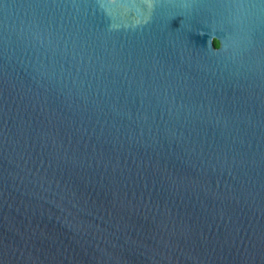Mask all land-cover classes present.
Instances as JSON below:
<instances>
[{"label":"water","instance_id":"water-1","mask_svg":"<svg viewBox=\"0 0 264 264\" xmlns=\"http://www.w3.org/2000/svg\"><path fill=\"white\" fill-rule=\"evenodd\" d=\"M0 264H264V0H0Z\"/></svg>","mask_w":264,"mask_h":264},{"label":"clouds","instance_id":"clouds-1","mask_svg":"<svg viewBox=\"0 0 264 264\" xmlns=\"http://www.w3.org/2000/svg\"><path fill=\"white\" fill-rule=\"evenodd\" d=\"M220 41V40H219ZM217 51H219L222 47L221 41L217 46H214Z\"/></svg>","mask_w":264,"mask_h":264},{"label":"trees","instance_id":"trees-1","mask_svg":"<svg viewBox=\"0 0 264 264\" xmlns=\"http://www.w3.org/2000/svg\"><path fill=\"white\" fill-rule=\"evenodd\" d=\"M215 45H216V46L218 45V42H217V41H215Z\"/></svg>","mask_w":264,"mask_h":264}]
</instances>
